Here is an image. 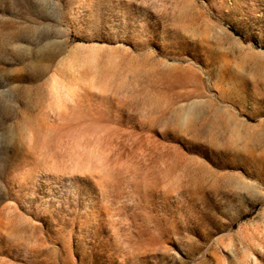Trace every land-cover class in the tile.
<instances>
[{
    "label": "rangeland",
    "instance_id": "obj_1",
    "mask_svg": "<svg viewBox=\"0 0 264 264\" xmlns=\"http://www.w3.org/2000/svg\"><path fill=\"white\" fill-rule=\"evenodd\" d=\"M0 264H264V0H0Z\"/></svg>",
    "mask_w": 264,
    "mask_h": 264
}]
</instances>
